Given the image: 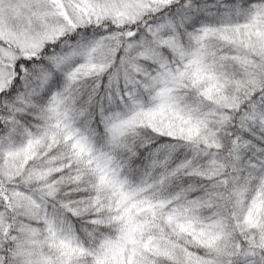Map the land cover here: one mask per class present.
Returning a JSON list of instances; mask_svg holds the SVG:
<instances>
[{
    "label": "snow or ice",
    "instance_id": "6c2138e0",
    "mask_svg": "<svg viewBox=\"0 0 264 264\" xmlns=\"http://www.w3.org/2000/svg\"><path fill=\"white\" fill-rule=\"evenodd\" d=\"M0 264H264V0H0Z\"/></svg>",
    "mask_w": 264,
    "mask_h": 264
}]
</instances>
